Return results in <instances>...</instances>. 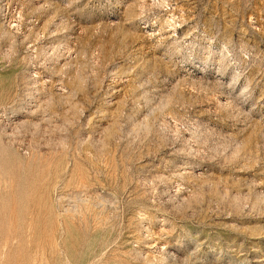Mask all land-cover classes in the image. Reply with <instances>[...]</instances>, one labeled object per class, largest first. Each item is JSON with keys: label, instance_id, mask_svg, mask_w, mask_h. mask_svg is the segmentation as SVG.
<instances>
[{"label": "rangeland", "instance_id": "rangeland-1", "mask_svg": "<svg viewBox=\"0 0 264 264\" xmlns=\"http://www.w3.org/2000/svg\"><path fill=\"white\" fill-rule=\"evenodd\" d=\"M0 264H264V0H0Z\"/></svg>", "mask_w": 264, "mask_h": 264}]
</instances>
